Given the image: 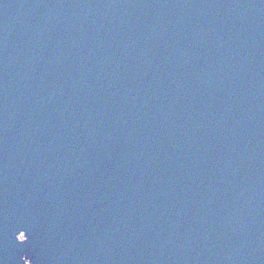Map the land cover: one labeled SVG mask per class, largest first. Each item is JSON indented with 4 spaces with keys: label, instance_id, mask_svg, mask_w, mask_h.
Masks as SVG:
<instances>
[{
    "label": "water",
    "instance_id": "95a60500",
    "mask_svg": "<svg viewBox=\"0 0 264 264\" xmlns=\"http://www.w3.org/2000/svg\"><path fill=\"white\" fill-rule=\"evenodd\" d=\"M0 264H264V0H0Z\"/></svg>",
    "mask_w": 264,
    "mask_h": 264
}]
</instances>
